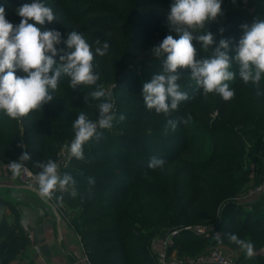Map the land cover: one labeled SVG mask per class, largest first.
<instances>
[{
  "label": "trees",
  "instance_id": "1",
  "mask_svg": "<svg viewBox=\"0 0 264 264\" xmlns=\"http://www.w3.org/2000/svg\"><path fill=\"white\" fill-rule=\"evenodd\" d=\"M62 1V8L68 11L63 30L65 37L72 31L81 33L92 45L94 53L96 40L101 41V46L107 42L109 49H114L113 52H117L121 58L116 72L113 54L109 50L104 56H97V59L105 62V70L99 74L101 82L111 83L117 78V73L123 76L126 71L145 69L164 60V56L155 57L151 49L158 46L163 40L162 36L167 34L165 24L173 1L143 0L141 6L149 8V11L141 13L144 18L142 24L135 28L128 44L122 36L124 18L108 20L110 17L106 10L75 14L66 5L67 1ZM31 2L0 0V7L5 9L6 19L13 24L12 17H8L14 16L20 5ZM41 2L46 6L52 5L48 0ZM244 24L247 23L242 20L236 30L222 23L207 25L200 30V34L210 31L217 44L220 39L228 40L229 54L234 57ZM193 43L197 49V59L211 54V49L203 50L199 42ZM125 45L124 51H119ZM61 46L65 47L64 44ZM230 70L236 73L235 79L228 82L235 91L230 101H224L215 93L205 97L203 90L197 88L191 79V70H178L181 77L187 78L180 90L189 96L178 107L198 118L197 130H204V135L190 133V130H184L182 123H177L174 131H182L184 135L155 137L146 145V153L142 157L133 155L129 161L130 152L126 148L118 152L112 140L109 142L104 137V129H98L101 132L100 140L90 145L86 143L83 147L85 158L78 160L74 157L71 165L63 171L62 175L70 174L75 180L76 195L70 194V186L68 191L56 196L63 197L60 200L74 215L71 224L91 264H154L151 247L156 235L176 230L184 220H187V224L215 221L219 202L243 190L244 183L241 181L246 180L243 178H247V174L243 172L241 162L246 138L261 140L264 137V78L259 85L261 95H257L255 85L245 84L240 79L235 62ZM16 75L22 76L24 73L18 70ZM132 85L135 88L136 83L132 82ZM84 86L73 89L70 77L64 75L58 89L50 93L52 101L23 117V126L18 125V129L10 127L11 123L17 125V121L22 119H0V158L19 160L22 152L27 151L31 159L22 163L35 173L40 171L35 166L37 162L49 159L56 162L61 142L74 137L73 122L80 112H84L81 104L96 101L83 94ZM115 88L118 90L119 84ZM137 92L134 97L139 100L141 95ZM204 98L212 103L199 105L198 101ZM196 139L203 142V149L194 156L199 147ZM22 144L24 148L20 146ZM182 152H188L190 157H182ZM153 156L165 160L162 168L148 167ZM117 163L134 179L125 183L123 175L113 171ZM238 173H242V177ZM90 180L94 183H90ZM238 223L239 227H235ZM221 225L219 230L228 235L236 233L239 238L254 243L256 249L264 248V209L257 215L248 212L243 221L231 218ZM27 243V235L19 219L13 224L1 222L0 264L10 263L21 256ZM202 244V241L191 238L189 233H180L170 252L195 250ZM252 264H264V255L257 256Z\"/></svg>",
  "mask_w": 264,
  "mask_h": 264
},
{
  "label": "clouds",
  "instance_id": "2",
  "mask_svg": "<svg viewBox=\"0 0 264 264\" xmlns=\"http://www.w3.org/2000/svg\"><path fill=\"white\" fill-rule=\"evenodd\" d=\"M16 13L21 20L18 25H13L6 19L5 9L0 7V111L9 118L18 120L39 110L52 101L50 93L58 89L64 75L70 77L73 89L79 85L97 84L100 77L93 69L94 54L104 56L109 48L107 42L101 46V41L96 40L94 53L92 45L81 33L72 31L62 41L59 31L42 30L40 26L56 21V16L41 0L20 5ZM219 15H222V0H174L167 21L178 38L169 34L151 49L155 57L165 58L163 71L154 75L150 82L143 83L142 98L148 110L168 115L177 110L181 102L189 99L188 94L180 90L179 69L191 70V79L195 81L197 88L203 90L205 97L215 93L224 101H230L234 98L235 91L228 82L236 77V73L230 70L235 62L240 79L245 84L255 85L257 95H261L259 85L264 78V21L254 20L251 25L241 26L243 35L233 57L229 54L228 40L220 39L217 44L210 31L200 34V30ZM193 41L199 42L203 50L211 49V54L197 59ZM61 43L66 47L58 48ZM18 70L24 75L17 76ZM89 96L92 100L100 101L97 104L98 119L93 121L84 112H80L72 125L74 138L67 146L71 156L78 160L85 158L83 147L87 142L100 140L101 132L98 129H111L113 121L117 119L114 100L102 85ZM87 99L86 97L85 100ZM124 119L125 116L121 114L119 121ZM188 122V119L180 120L183 124ZM168 125L175 130L177 122L169 120ZM20 146L24 148L23 144ZM30 159L29 153L23 151L19 161L11 162L8 168L15 176H20L22 172H27L22 162ZM164 164L163 158L153 156L148 167L162 168ZM35 166L40 169L36 175V183L38 194L42 198L51 199L58 189L64 192L70 186V194L76 195L75 180L70 174L61 175L59 165L54 160L37 162ZM90 183L94 181L90 180ZM228 239L244 250L248 258L254 255L251 242L240 239L236 234H229Z\"/></svg>",
  "mask_w": 264,
  "mask_h": 264
},
{
  "label": "rangeland",
  "instance_id": "3",
  "mask_svg": "<svg viewBox=\"0 0 264 264\" xmlns=\"http://www.w3.org/2000/svg\"><path fill=\"white\" fill-rule=\"evenodd\" d=\"M49 3H52L50 7L55 16L56 21L52 23H46L43 26H40L42 30H57L61 33V40L67 39V35L65 37L66 32L63 30L67 24L66 13L68 12L66 9L62 8L64 5L62 0H48ZM66 5L69 9L72 10L73 13H86L88 11H98L102 12L104 10L108 11V15L110 18L108 20H115L117 17L124 18V23L122 25V36L125 40V43H130V36L134 33L135 28L140 27L143 21V16L141 13L148 12L149 8L145 6H141L143 0H66ZM174 3V0H171ZM172 3V4H173ZM244 5L246 8L236 9L231 5L230 0H222V15H219L216 20L209 22L207 25H216V24H225L224 26L229 27L231 30H236L240 27V23L244 20L248 25L252 24L254 20H262L264 21V17L262 12L264 13V0H245ZM80 14V15H81ZM228 16H230L228 18ZM12 17V18H11ZM94 17V16H93ZM8 18L13 19V25H18L20 23L21 18L16 13L14 16H9ZM225 18V19H224ZM87 19V18H86ZM206 25V26H207ZM167 28V34L163 35V39L172 34L175 38H178V34L174 31H171L170 26L168 25V21L165 24ZM64 33V34H63ZM62 35L64 38H62ZM63 43L58 45V48H62ZM66 47V46H65ZM126 45L120 48L119 51H124ZM117 50V46H115ZM109 53L113 54L112 60L114 61L115 69L117 64H120V56H117V52H113L114 49H109ZM231 50H233V46H231ZM118 51V52H119ZM121 55V54H120ZM58 58V57H57ZM163 60H160L152 65L147 66L145 69H134L132 72H125L123 76L121 73H117V78L113 80L111 83L109 82H101L98 80L97 86L94 88L92 86H84L83 94L89 96L92 91L97 90L99 85H102L106 93H110L114 100V111L116 113L117 119L113 121V126L111 129H104V137L107 141L110 142L112 140L114 147L118 152L124 151L126 148L129 154V161H131L133 155H137L138 158L142 157L145 152L146 145H148L151 139H156L155 137H176L180 135H184L182 131H174L168 125L169 120L176 121L180 123L181 119H188L187 124L184 125V130H190V133H196L198 135H204V130H197L199 120L198 118L193 117L188 111L183 110L180 106L177 110L170 112V114H157L154 110H148L144 104L142 98V87L143 83L150 82L154 75L161 73L163 71ZM93 69L96 73L100 74L103 70H105V62L97 59V55H94L93 60ZM117 72V69L115 70ZM108 75V74H107ZM66 76V75H65ZM109 76V75H108ZM187 78L181 77L178 80V84L180 88L183 87L184 81ZM189 81V80H188ZM132 82L136 83L135 88L132 85ZM191 82V81H189ZM119 84L118 90H115L116 86ZM139 91L141 97L138 100L135 96ZM212 94H209L208 97H211ZM90 97V96H89ZM98 102L88 101L83 102L81 107H83L84 113L88 116L89 119L95 121L98 119L99 109L97 107ZM212 102L208 101L207 98L198 101L199 105H210ZM123 114L125 119L123 121H119V116ZM8 117L3 111H0V119L4 120ZM22 121V122H21ZM22 120L17 121V125L11 123L10 127L18 129V125H24ZM74 138V137H73ZM73 138L64 140L61 142L60 149L64 145H70ZM196 143L199 144V147L196 148V152H194V156L197 153H200L203 149V142L200 139H196ZM118 142L120 144H118ZM96 143V140H91L87 142L88 145ZM109 144V143H108ZM124 145V146H121ZM59 149V151H60ZM58 151V154H59ZM242 162L241 167L244 173L247 174V178H243L246 180H242L244 183L243 190L240 191L236 196L224 200L223 202H219L216 210V222L211 221L207 223H193L187 224V220H184L182 224L177 228L181 232L180 233H189L191 238L202 241V245L195 250H183L172 252L171 257L173 259H181L183 261H189L192 259H196L202 256H205L210 251L218 249L221 250L233 257L235 259L243 262L244 264H252V261L255 262L257 256L264 255V248L256 249L254 247V255L250 258L246 256V252L242 250L238 245L231 243L228 239V233L219 230V227L222 226V223H228L231 218L234 220L243 221L248 212H252L254 214H260L262 209H264V137L261 140L256 139H248L246 138V147L244 152L242 153ZM182 157H190L188 152H182ZM58 157V156H57ZM18 162L19 160L13 159H3L0 158V178L5 180H12L17 178L12 171L8 168V165L11 162ZM117 174H122L125 178V183H128L130 180L134 179V176L127 175V170L122 168L121 164L117 163L113 170ZM62 175V174H61ZM239 177H242V173H238ZM161 176V174L159 175ZM158 176V177H159ZM122 177V178H123ZM248 179V181H247ZM62 193L59 189L55 192L53 197L50 199L52 203L55 205L59 214L62 218V221L66 223L75 233L77 237L78 234L75 232L72 226V222L74 219V215H72L71 210L65 206L63 200H60L56 194ZM21 200L16 199H5L0 197V201L4 204L0 205V223L7 222L9 213L8 210H11L14 216V222L16 219H19L22 222L23 215L19 210L22 208H30V205H35V210L33 212L35 214H39V211H44V204L38 198L31 195H20ZM7 205H6V204ZM230 204V205H229ZM52 217L54 218V214L50 211L45 212L43 217ZM13 222V223H14ZM8 223V222H7ZM12 223V224H13ZM240 223V222H239ZM237 224L235 227H239L240 224ZM10 224V223H9ZM186 228L190 230L186 231ZM198 228L205 229V233L202 236L196 235L193 231L198 230ZM166 233L156 235L154 239L158 236H162ZM236 234V233H230ZM80 239V238H79ZM153 239V240H154ZM241 239V238H240ZM222 241V243H219ZM248 241V240H247ZM28 245V243H27ZM153 245V242H152ZM151 254L154 259V264H160L157 260L156 254L151 247ZM1 263V262H0ZM6 264V263H4ZM7 264H34L31 257L27 252V247L24 249L21 256L16 257L14 261Z\"/></svg>",
  "mask_w": 264,
  "mask_h": 264
},
{
  "label": "crops",
  "instance_id": "4",
  "mask_svg": "<svg viewBox=\"0 0 264 264\" xmlns=\"http://www.w3.org/2000/svg\"><path fill=\"white\" fill-rule=\"evenodd\" d=\"M35 207L31 204L30 208H19L23 215L21 223L28 239L27 252L33 263L38 264L44 259L57 264H88L85 250L74 231L64 221L59 228L56 218L43 217L41 210L37 216L33 212ZM8 213L7 222L12 224L14 216L11 210ZM35 247L40 248V256L36 254Z\"/></svg>",
  "mask_w": 264,
  "mask_h": 264
},
{
  "label": "built area",
  "instance_id": "5",
  "mask_svg": "<svg viewBox=\"0 0 264 264\" xmlns=\"http://www.w3.org/2000/svg\"><path fill=\"white\" fill-rule=\"evenodd\" d=\"M231 5L233 8L236 9H243L246 8L244 5L245 0H230ZM69 145H64L59 151L57 161L56 163L59 165V172L60 174L63 173L65 169H67L73 160V156H71L69 148L67 147ZM27 168V172H22L20 176H17V180L25 185L36 187L38 188V185L36 183V175L34 171H32L29 167L25 166ZM190 230L189 228H186V231ZM180 230L176 229L170 232H167L166 234L162 236H158L153 240L152 249L156 254L157 260L160 264H244L243 262L235 259V257L221 251L218 249L210 251L205 256L192 259L189 261H183L181 259H173L171 257L172 252H170V248L175 243V238L180 234ZM196 235L202 236L205 233V229L198 228V230L193 231ZM36 254L40 256L41 250L39 247H35ZM85 260L88 262V264H91L87 257H85ZM38 264H57L53 261L49 260H40Z\"/></svg>",
  "mask_w": 264,
  "mask_h": 264
},
{
  "label": "water",
  "instance_id": "6",
  "mask_svg": "<svg viewBox=\"0 0 264 264\" xmlns=\"http://www.w3.org/2000/svg\"><path fill=\"white\" fill-rule=\"evenodd\" d=\"M21 194L31 195L41 200L44 204V211H42L41 215L44 216L45 212L48 211L52 212L60 228L62 218L59 214V211L50 199L42 198L38 194V188L25 185L19 182L17 178L12 180H5L0 178V197L5 199H16L19 201L23 199L20 197Z\"/></svg>",
  "mask_w": 264,
  "mask_h": 264
}]
</instances>
